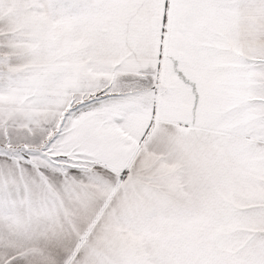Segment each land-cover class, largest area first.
Listing matches in <instances>:
<instances>
[{
  "label": "snow or ice",
  "instance_id": "6c2138e0",
  "mask_svg": "<svg viewBox=\"0 0 264 264\" xmlns=\"http://www.w3.org/2000/svg\"><path fill=\"white\" fill-rule=\"evenodd\" d=\"M0 264H264V0H0Z\"/></svg>",
  "mask_w": 264,
  "mask_h": 264
}]
</instances>
